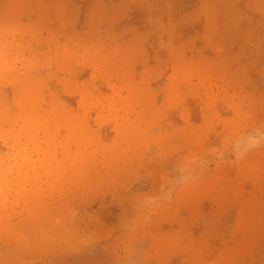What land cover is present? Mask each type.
Returning a JSON list of instances; mask_svg holds the SVG:
<instances>
[{
  "label": "rangeland",
  "instance_id": "rangeland-1",
  "mask_svg": "<svg viewBox=\"0 0 264 264\" xmlns=\"http://www.w3.org/2000/svg\"><path fill=\"white\" fill-rule=\"evenodd\" d=\"M119 6L21 27L0 12V246L116 215L124 237L133 196L172 217L191 180L241 179L243 149L264 143V77L216 75L226 62L178 50L161 9Z\"/></svg>",
  "mask_w": 264,
  "mask_h": 264
},
{
  "label": "crops",
  "instance_id": "crops-1",
  "mask_svg": "<svg viewBox=\"0 0 264 264\" xmlns=\"http://www.w3.org/2000/svg\"><path fill=\"white\" fill-rule=\"evenodd\" d=\"M123 1L146 11L161 9L164 26L176 29L171 37L178 50L194 60L226 62L227 71L214 74L264 77V0H0V12L21 27L43 13L117 12ZM257 146L243 149L241 179L191 180L172 217L163 198L154 209L146 201L153 214L140 212L146 191L131 199L124 237L108 235L119 229L121 215L116 223L81 224L78 230L68 223L64 241L53 223L34 233L21 229L22 242L12 238L0 246V264H264V143Z\"/></svg>",
  "mask_w": 264,
  "mask_h": 264
}]
</instances>
